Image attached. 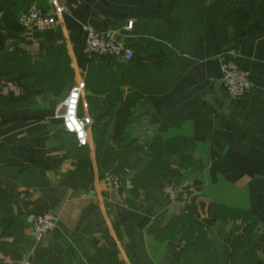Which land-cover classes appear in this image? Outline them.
Listing matches in <instances>:
<instances>
[{
  "label": "crops",
  "instance_id": "obj_1",
  "mask_svg": "<svg viewBox=\"0 0 264 264\" xmlns=\"http://www.w3.org/2000/svg\"><path fill=\"white\" fill-rule=\"evenodd\" d=\"M179 4L0 0V264H264V0H195L201 31L178 55L169 87L98 82L122 62L172 64L171 41L184 34ZM32 9L54 12L56 23L23 28L19 18ZM84 24L123 40L133 60L86 56ZM52 56L72 72L57 73V86L39 79L47 69L30 68ZM223 58L248 74L251 91L228 95ZM73 87L81 88L87 146L75 145L60 118ZM109 115L97 145L94 132ZM178 137L193 142L202 169L173 163L135 188L131 179L150 162L151 143ZM125 142L132 149L122 153ZM109 171L120 188L107 185ZM170 184H187L193 197L171 200ZM189 210L198 225L186 224ZM47 212L57 227L36 242L33 220Z\"/></svg>",
  "mask_w": 264,
  "mask_h": 264
},
{
  "label": "trees",
  "instance_id": "obj_2",
  "mask_svg": "<svg viewBox=\"0 0 264 264\" xmlns=\"http://www.w3.org/2000/svg\"><path fill=\"white\" fill-rule=\"evenodd\" d=\"M175 14L181 18V29L184 34L179 38H176L175 35L173 36L175 38L171 41L173 52L169 55V58L174 61L172 64L156 66L153 63H149L137 66L128 65L126 62H122L116 71L112 72V74L107 73L106 75L99 76L98 82L100 80H103L104 82H107L108 80H115L118 84H127L131 89H135L138 85L153 87L157 90L169 87L175 80L178 55L184 53L190 47L201 31L195 8V0H180V4L175 8ZM170 34L173 35L171 32ZM42 65L38 62L37 64L32 62L30 68L32 70L47 69L48 72L43 73L39 79L42 83L46 82L52 86H57L55 84H58L59 82L58 78H56L57 73L62 71L66 73V75L72 73L69 67H67L68 65L66 59L59 60L58 58L52 56L48 58L46 63H42ZM64 85V82L60 83L58 85V91L64 88ZM114 107L115 105H113L111 111ZM110 118L111 116L109 115L108 120L103 122L99 129L94 132V138L97 145H100L105 140L107 129L110 124ZM74 142L77 146L78 142L76 137ZM128 143L130 142H125L121 150L122 153H126L132 149H130V144ZM193 150V142L189 138L185 137H178L165 142L159 140L153 141L151 143L150 162L141 172L136 173L133 176L131 183L134 184L135 188L146 187L152 182V180L161 177L162 174L167 171L173 163H175V161L179 166H187L190 164L193 166L195 171H200L202 169V165L193 158ZM260 204L261 206L264 205V194L261 195ZM214 208H217V206ZM217 209L221 210V207ZM187 215L190 217L188 223H186L188 226L191 223L195 225L199 224V221L193 216L194 214L192 210H189ZM189 229V227L184 226L182 231L185 233V238L190 241L193 234L189 231ZM205 252L207 253L208 258L212 256V252L209 248H206Z\"/></svg>",
  "mask_w": 264,
  "mask_h": 264
},
{
  "label": "built area",
  "instance_id": "obj_3",
  "mask_svg": "<svg viewBox=\"0 0 264 264\" xmlns=\"http://www.w3.org/2000/svg\"><path fill=\"white\" fill-rule=\"evenodd\" d=\"M56 14L52 11H43L32 9L23 12L19 22L23 28L43 30L55 24ZM132 28V22L128 29ZM82 32L85 36L84 54L92 55H110L120 58L124 61H131L134 58V50L126 46L125 42L106 36L97 30L92 24H84ZM223 71V83L229 96L240 97L252 89V83L247 73L242 72L235 62L227 58L221 60ZM1 81V75H0ZM81 97V88L73 87L63 102V112L60 118L66 132L74 134L79 146H87L89 135L81 117L79 116V103ZM104 179L107 185L112 189H118L121 186L120 177L114 172H106ZM166 193L173 201L189 202L194 195L193 189L187 184L174 185L166 187ZM57 227V217L52 213H43L36 216L32 223V232L36 242H41ZM18 264H33L30 260H24Z\"/></svg>",
  "mask_w": 264,
  "mask_h": 264
},
{
  "label": "water",
  "instance_id": "obj_4",
  "mask_svg": "<svg viewBox=\"0 0 264 264\" xmlns=\"http://www.w3.org/2000/svg\"><path fill=\"white\" fill-rule=\"evenodd\" d=\"M220 102V100H218V103ZM220 105H221V102H220ZM223 105V104H222ZM62 112H63V108H62ZM175 163H176V161H175Z\"/></svg>",
  "mask_w": 264,
  "mask_h": 264
}]
</instances>
